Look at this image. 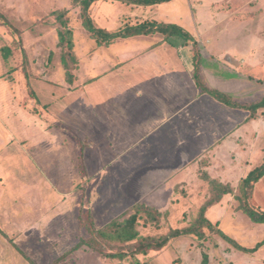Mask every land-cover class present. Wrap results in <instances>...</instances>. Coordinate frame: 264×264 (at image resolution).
<instances>
[{"label": "rangeland", "instance_id": "374dc122", "mask_svg": "<svg viewBox=\"0 0 264 264\" xmlns=\"http://www.w3.org/2000/svg\"><path fill=\"white\" fill-rule=\"evenodd\" d=\"M55 10L66 11L73 32L72 82ZM80 11L73 0H0V264H121L85 246L69 252L88 236L79 216L102 227L140 202L165 214L160 226L140 225L143 234L186 227L211 194L204 172L234 187L207 210L210 221L243 246L262 241L264 223L240 210L236 195L264 160V109L244 126L250 112L201 93L191 45H158L161 35H142L99 46ZM91 14L109 30L143 20L178 23L198 40L209 84L220 69L223 80L238 81L241 102L264 95V0H101ZM250 204L264 209V176ZM217 229L137 258L202 264L206 252L210 264H264V244L245 252Z\"/></svg>", "mask_w": 264, "mask_h": 264}, {"label": "trees", "instance_id": "16d2710c", "mask_svg": "<svg viewBox=\"0 0 264 264\" xmlns=\"http://www.w3.org/2000/svg\"><path fill=\"white\" fill-rule=\"evenodd\" d=\"M80 7V18L84 28L96 40L99 46L109 45L119 38H130L134 36H155L161 35L163 42L171 43L174 46L191 45L193 59V78L201 93H207L217 101L232 108H242L250 112L247 120L255 119L260 109H264V95L256 100L241 102L232 93L209 84L202 70V53L199 42L196 37L182 25L175 22H163L156 20H143L135 24H125L116 30H109L98 25L91 14L92 5L101 0H73ZM122 3L138 6H154L173 0H114ZM53 13L60 24L58 30L59 45L69 49L62 55V61L67 69L68 81H73V67L77 64V59L73 53L74 41L73 32L68 27L69 19L66 17V11L55 10ZM4 59L8 60L11 49L10 47L2 48ZM73 64V65H72ZM213 69V68H212ZM217 78L227 79L223 70H215ZM203 178L209 183L211 194L209 198L200 207L194 221L186 227L172 229L161 235H145L140 230L143 226H160L164 217L156 207L146 203H134L127 211L120 216L112 219L102 227H97L95 220L90 215L87 221H84L82 215L79 221L83 228L86 229L88 236L82 237L76 245L69 251L70 253L79 250L81 247H89L102 256L119 259L121 264L129 258H135L134 263H140L137 256L148 255L151 251H159L165 247L168 242L180 236L189 235L198 239H205L208 229L213 231L217 229L218 222L213 224L207 217V210L215 203L219 202L224 195L234 193V187L230 183L223 182L213 178L207 172L203 173ZM264 176V160L259 165L252 168L239 183L240 194L236 199L240 201L239 209L247 214L254 222L264 223V209L250 204V199L254 185ZM219 234L236 248L245 252H256L264 244V239L258 242L254 247H246L233 238L228 236L223 230L217 229ZM23 254L24 251L18 248ZM61 258V257H60ZM32 264H37L31 259ZM202 264H210L209 255L206 252L202 254Z\"/></svg>", "mask_w": 264, "mask_h": 264}, {"label": "crops", "instance_id": "0c3cea01", "mask_svg": "<svg viewBox=\"0 0 264 264\" xmlns=\"http://www.w3.org/2000/svg\"><path fill=\"white\" fill-rule=\"evenodd\" d=\"M237 82L238 81H236L235 79H229V81H227V80H223V79H218V80H216V83L217 84H213L215 87H218V88H220V89H222V90H225V91H228V92H230V93H232L233 94V96L234 97H236V89H235V86H237ZM229 107V106H228ZM232 108V107H231ZM235 109H242V108H235ZM242 110H244V112L243 113H246V111L247 110H245V109H242ZM249 112V111H248ZM230 114V113H229ZM226 115V117H224L227 121H230L231 120V123L233 124V123H235V121L237 120H235V118H233L234 116H230V115ZM247 118L248 117H245V121L247 120ZM227 121H225V122H227ZM251 121H253V120H251ZM256 121H258V120H256ZM255 120L253 121V122H256ZM242 122V121H241ZM243 123V122H242ZM250 124H252V122H250V121H246L245 123H243V125L244 126H247V125H250ZM228 125V124H227ZM242 125V124H241ZM235 128H236V126H235ZM233 129V130H236V129ZM232 130V131H233ZM215 136V135H214ZM213 136V137H214ZM216 141L218 140V141H220V139H222V137L220 136V137H216L215 136V138H214Z\"/></svg>", "mask_w": 264, "mask_h": 264}]
</instances>
